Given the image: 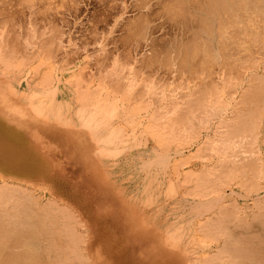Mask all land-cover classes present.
Masks as SVG:
<instances>
[{
	"label": "rangeland",
	"instance_id": "rangeland-1",
	"mask_svg": "<svg viewBox=\"0 0 264 264\" xmlns=\"http://www.w3.org/2000/svg\"><path fill=\"white\" fill-rule=\"evenodd\" d=\"M175 1L0 0V170L23 168L34 182L0 199L23 230L18 253L229 264L213 217L262 214L264 0H249L254 14L237 31L253 25L229 26L196 68L181 64L183 43L202 33L190 19L206 0H179L173 15Z\"/></svg>",
	"mask_w": 264,
	"mask_h": 264
},
{
	"label": "bare ground",
	"instance_id": "bare-ground-1",
	"mask_svg": "<svg viewBox=\"0 0 264 264\" xmlns=\"http://www.w3.org/2000/svg\"><path fill=\"white\" fill-rule=\"evenodd\" d=\"M182 1H184V0H182ZM187 1H189V0H187ZM193 1L194 0H192V2ZM197 1L194 2V3L197 4ZM257 1H259V0H256V4H257ZM261 1L262 0H260V2ZM200 2H201V0H200ZM253 2H255V0H253ZM171 3L172 2L167 3V7L166 8H168V4H171ZM178 3H180L179 0H178ZM178 3H177V1H175V3H173V5L171 4V6L169 7V9L171 8L172 13L175 12L176 9L180 10L181 7L182 8L184 7L182 2H181V4H182L181 6H179ZM194 3H192V4H194ZM249 3H250L249 0H248V3H247V0H206L203 3H200V4L198 3L197 7L200 6L199 13L197 14V12H195L196 14H193V11L191 10L192 11L191 12L192 15H191L190 21L192 20V24H193V21H195L194 22V24H195L198 19L196 18V20H194L192 18V16L194 15L193 17H196L195 15H197L199 20H201L202 26L200 25V23L198 21L196 23V27L199 24L201 29H199L198 32H200V30H201L202 33L196 39L195 38H194V40L192 39L193 40L192 42L188 43L189 40L187 39L188 40V42H187L188 44H186V42L183 43V44H185L184 47H183V49H184L183 51L185 52V53L183 52V54H185V56L182 57L181 64L184 62V63L190 64V66H191L192 64H194L192 62H195V61L197 62V60L201 61L202 63L203 62L206 63L207 59H209L211 57V55L213 54L212 53L213 52L212 48H214V46H212V45H213L214 38L215 37L219 38V37H222L224 35H225L224 37L227 38L228 35H226V33H227V31L229 32V30H228L229 26L231 27V25H232V27H237L235 30L232 29V27H231V29L234 30V32H235V31H237L239 25L242 26V24H239V22L242 21V19L244 20L245 17L247 19V18H249V16H252V14H254V13H249L250 12L249 9L252 7L251 5H249ZM185 4H187V3L184 2V5ZM195 6L196 5L194 4V7ZM249 6H250V8H249ZM185 7H186V5H185ZM187 8H188V6H187ZM187 8H184L182 12H184L185 9L187 10ZM259 8H261V7L259 6ZM197 9H199V8H197ZM246 9H248L249 12L246 11ZM255 10L256 9L254 8V10H252V11L256 12ZM178 12L175 13V14L177 15ZM244 12H246L247 14L249 13V15H247ZM168 13L170 14L171 12L169 11ZM181 13H180L179 16L183 17L184 13H182V14ZM185 14H186V11H185ZM259 14L262 15L261 13H259ZM173 15H174V13H173ZM176 15H175V17H176ZM260 15L257 14V16L260 19H262L263 16L260 17ZM189 16L187 14H186V17L184 16L185 17V21L190 22L189 21V18H190ZM255 16L256 15H254V17ZM177 17L174 18V19H178ZM182 17H181V19H182ZM187 17H188V19L186 20ZM254 17H252L251 19H253ZM259 18H257V17L254 18L256 23H257V20L260 21ZM181 19L179 17V20H181ZM247 21H245V23ZM252 21L253 20H251V22ZM183 22H184V20H183ZM188 22H186V23H188ZM249 23H250V20H249ZM247 24H248V22H247ZM249 25H244V26L246 27V26H249ZM251 25H253V24H251ZM243 27H242V31L244 29V32H245L246 29H245V27L244 28ZM247 28H249V27H247ZM240 30H241V28H240ZM250 30H251V26H250ZM195 31L197 32V29ZM242 31L241 32L237 31V32L242 34ZM237 32L234 33V35L235 34L237 35ZM249 32L252 33V31H249ZM249 32H247V34H246L247 38L249 36L248 35ZM191 33H190V35H191ZM238 35H240V34H238ZM244 35L245 34L241 35L243 39H244ZM253 35L254 34H252L251 36L255 37ZM193 36H194V34H193ZM231 36H232V34H231ZM238 37H236V38H238ZM239 38H241V37H239ZM239 38L237 40H240ZM251 38H250V40H251ZM189 39H191V38H189ZM246 39H244L243 41H245ZM252 39H254V38H252ZM219 41H222L221 38H220ZM227 41H230V42L232 41L231 43H229L230 45L233 43V39L232 40L226 39V41L224 40L223 42L225 43ZM241 41H239V42L241 43ZM235 42H237V41H235ZM239 42H237V43H239ZM173 43H176V42L174 41ZM218 43H220V42H218ZM229 44H226V45H229ZM179 45L181 46V44H179ZM220 46H218V48L216 47V49L217 50L219 49L221 51L222 48L220 49L219 48ZM224 46L225 45H223L221 47H224ZM181 47H180V49H181ZM229 49H230V47L228 48V50H227V48L226 49H222V50H225L227 52V51H229ZM219 50L218 51L214 50V51L217 52L218 55H219V52H220ZM200 52H202L201 53L202 54V57H201L202 59L199 58V56H198V53L200 55ZM226 52H225V54H226ZM180 53H182V52H180ZM222 53L224 55V51H222ZM227 54H228V52H227ZM221 56H222V54H221ZM225 57L226 56L224 55L223 59ZM213 58H215V57H213ZM227 58H228V56H227ZM180 61H181V59H180ZM197 63L199 64V62H197ZM198 64L197 65L196 64L192 65V67L195 66L193 68H196V66H199ZM183 66H185V65H183ZM260 80H262V79H260ZM262 81H264V80H262ZM260 83L264 84V82H261V81H260ZM258 84H259V82H258ZM4 148L8 151L9 154L12 153L11 152L12 146H11V144L9 142H5L4 143ZM3 163H5V165H8V163L6 161H4ZM9 167H11V166H9ZM9 167L5 168V170L3 168H1V169H3L2 170L3 172H0V179H4L7 182H12V183H5L2 180H0V199L1 200L9 197V194H7V193H10L11 190H17L20 187V186H16L21 181L20 179L25 180V181L26 180L29 181L28 182L29 184H33L34 183V182H32L33 180L31 178V176H29L27 174H24L25 176H21L22 173H23V168L18 167V169H15L14 167H11L12 168V170H11V169H9ZM30 170L33 171L34 170L33 167ZM14 196H17V195H14ZM263 210H262V214L261 215L258 213L259 214V218L255 219L256 222L250 221L252 219L254 220L255 216L252 219L248 220V221H241L242 220L241 219L239 222L237 221L236 217H235L236 220H234L232 218L231 219L230 218L229 219L224 218L221 215L222 213L220 215H218V217H213V219H212L213 225L216 226V227H219L222 230L221 232H223L226 235V242H224V243H225V246H226L227 249L225 250V246H224V244H222L223 245L222 247L221 246L218 247V248L221 247L222 249H218V250H221L220 252L225 253V254L227 253L225 251L228 250V252H230L229 254H232V256L231 257L229 256V259H228L229 262L231 260L232 264H264V211ZM4 212H5L4 210L3 211L0 210V264H47V263L53 264L54 262L50 263V261L49 262L47 261V263H45L41 259L37 258V254L38 253L34 255L33 254L34 252L31 250V248L28 249V250H31L30 252H28V250H27V252L24 251L25 253H18V250H16L15 247H18V241H20L19 240L20 237H23V236H21V233L23 232V230L22 229L18 230V226H14L13 224H8V222L10 220H8L6 218V214ZM260 213H261V211H260ZM256 216H257V214H256ZM233 221H234L235 224H236V221H237L239 223L238 226L239 227L242 226V227L239 229L237 226H232V225H235V224L232 223ZM28 248H29V246H28ZM73 249H75V248H73ZM73 249H72L71 253L75 252L74 254H76V251H74ZM31 252H33V253H31ZM220 252H216L217 253L216 256L217 255H221ZM64 253H67V250L64 251ZM67 254H69V253H67ZM38 255H40V254H38ZM221 256H223V258L225 257L223 254ZM52 257H55V256H52ZM66 257L70 258L68 255ZM66 257H62V259L66 258ZM213 257L215 258L214 255H213ZM217 257H218V260H219L217 262L219 264L220 263L225 264L224 262L227 260L228 256H226L224 258L223 262H222V258L220 256H217ZM59 258H61V257H59ZM68 258L66 259L67 261H68ZM231 258H233V260H234L233 262H232ZM47 259L48 258L46 257V260ZM52 259L53 258H51V260ZM55 259H54V261H56ZM215 259H213V260H215ZM59 260H61V259H59ZM66 262H64V264H69L68 262L67 263ZM56 263L57 262H55L54 264H56ZM231 263H229V264H231ZM227 264H228V261H227Z\"/></svg>",
	"mask_w": 264,
	"mask_h": 264
},
{
	"label": "crops",
	"instance_id": "crops-1",
	"mask_svg": "<svg viewBox=\"0 0 264 264\" xmlns=\"http://www.w3.org/2000/svg\"><path fill=\"white\" fill-rule=\"evenodd\" d=\"M2 170H0V172H1Z\"/></svg>",
	"mask_w": 264,
	"mask_h": 264
}]
</instances>
